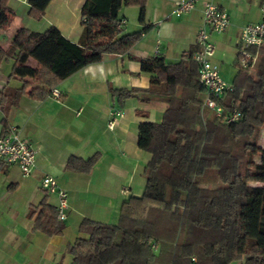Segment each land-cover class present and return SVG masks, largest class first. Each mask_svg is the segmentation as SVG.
I'll return each instance as SVG.
<instances>
[{
	"label": "trees",
	"instance_id": "trees-1",
	"mask_svg": "<svg viewBox=\"0 0 264 264\" xmlns=\"http://www.w3.org/2000/svg\"><path fill=\"white\" fill-rule=\"evenodd\" d=\"M49 1L26 0L27 15L40 20ZM145 2L85 0L77 43L49 26L42 32L19 28L6 46L0 44V64L12 61L7 78L20 81L17 87L0 88V136L8 132L7 114L21 96L44 99L60 81L103 54L128 51L140 32L121 35L118 13L137 7L142 19ZM14 16L8 0H0V30ZM249 50L256 54L254 74L238 66L233 90L219 100L223 113L241 114L232 124L197 100L202 87L190 58L177 63L141 59L140 70L149 74L147 88L111 89L119 105L137 97L160 101L165 109L158 123L138 124L137 145L150 154L142 194L122 203L115 224L83 218L78 232L85 237L68 248L69 264H264V186L252 185L264 183V149L257 144L264 128V45ZM96 161L97 156L69 157L64 168L88 173ZM27 216L34 231L62 234L64 221L45 200L30 206Z\"/></svg>",
	"mask_w": 264,
	"mask_h": 264
},
{
	"label": "crops",
	"instance_id": "crops-1",
	"mask_svg": "<svg viewBox=\"0 0 264 264\" xmlns=\"http://www.w3.org/2000/svg\"><path fill=\"white\" fill-rule=\"evenodd\" d=\"M84 1L50 0L38 21L27 15L26 0L8 5L14 18L21 20L19 28L42 32L53 26L65 39L77 43ZM176 1L146 0L142 19L139 8L122 7L118 13L121 35L140 32L128 51L103 54L98 62L64 78L53 87L59 93L57 99L49 94L41 100L23 95L9 110L8 128L18 130L35 148L36 156L26 177L17 166L0 163V264H69L68 248L85 237L78 232L83 218L100 223L116 218L117 222L122 203L142 194V171L150 154L137 145L138 124L158 123L165 105L160 101L145 103L137 97L123 99L119 105L111 89L147 88L149 74L140 70L141 59L159 57L165 63L186 59L184 53L198 47L195 37L202 23L203 2L215 3L228 16V26L222 33L209 34L215 47L212 61L219 74L237 73L238 38L244 26L258 22L262 0H196L191 11L178 17L173 14ZM14 33L0 30V44L6 46ZM5 63L11 65L12 61L0 64V88L19 86V80L7 78ZM203 98L201 92L197 94L198 101ZM112 111H121L122 115L109 129ZM2 117L0 112V120ZM92 156H97V161L88 173L64 168L69 157ZM46 176L55 179L67 193L66 220L59 236L34 231L33 221L27 216L30 206L41 200L56 205L55 194L46 193L40 186ZM122 189L126 192L121 193Z\"/></svg>",
	"mask_w": 264,
	"mask_h": 264
},
{
	"label": "built area",
	"instance_id": "built-area-1",
	"mask_svg": "<svg viewBox=\"0 0 264 264\" xmlns=\"http://www.w3.org/2000/svg\"><path fill=\"white\" fill-rule=\"evenodd\" d=\"M196 0H177L174 4L173 14L178 17L188 13L194 7ZM260 14L257 23L246 25L242 28L237 41L236 60L239 68L247 73H251L254 68L256 54L249 49L264 45V0L260 3ZM122 22H119V27ZM228 26V16L226 12L213 2H203L202 23L198 28L195 44L198 50L192 53H184L185 58H190L197 65L198 82L202 87L201 93L204 98L201 105L213 111L216 117H220L226 124L237 122L241 114L237 110L223 113V107L219 100L226 92H231L233 86L220 77L217 64L212 61L214 55V44L209 38L210 33H222ZM49 96L57 99L58 91L51 89ZM121 111H112L109 114L107 127L113 128L115 120L121 117ZM36 150L32 144L24 139L18 130L9 128L8 132L0 136V163L15 165L20 170L23 177L30 174L35 163ZM41 188L48 194L56 196V218L63 222L66 220V210L68 209L67 193L58 187L55 179L46 176L40 182ZM126 190L122 189L121 193Z\"/></svg>",
	"mask_w": 264,
	"mask_h": 264
},
{
	"label": "rangeland",
	"instance_id": "rangeland-1",
	"mask_svg": "<svg viewBox=\"0 0 264 264\" xmlns=\"http://www.w3.org/2000/svg\"><path fill=\"white\" fill-rule=\"evenodd\" d=\"M16 1H19V0H16ZM16 1H15V0H8V3H12V4H13V3H15ZM17 3H18V2H17ZM13 5L16 6V4H13ZM17 7H18V6H17ZM17 9H19V7H18ZM20 23H21L20 18L16 17V18L13 19L12 23H11L7 28H5V29H3V30H6V29H7L8 32H14V31H16L19 27H21V26H20ZM5 64H6V63H5ZM3 66H4V64H3ZM6 67H7V72H6V74H8L9 71H10V67H11L10 63H9V64H6ZM225 73H226V74H225ZM251 74H254V69L251 71ZM234 75H235V74H228L227 71H224L223 74H222V73L220 74V77H221L222 79L226 80L228 83H231ZM257 144L259 145V147H260L261 149H264V128H262V129L260 130L259 137H258V139H257ZM260 156H261L260 153H257V154L254 156L253 161H254L255 163H258L259 160H260ZM252 185H255V186H264V183L257 182V183H253ZM115 222H116V218H114V219H113L111 222H109L108 224H114ZM70 233H72V232H70ZM70 233H69V234H70ZM74 233H75L76 236H78L76 230H74ZM69 234H68V235H69ZM71 235H72V234H71ZM229 264H240V261H233V262H231V263H229Z\"/></svg>",
	"mask_w": 264,
	"mask_h": 264
}]
</instances>
